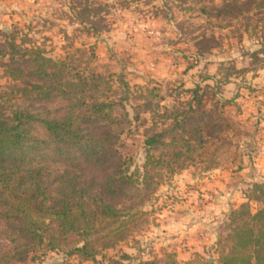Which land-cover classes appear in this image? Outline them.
I'll return each instance as SVG.
<instances>
[{
  "label": "trees",
  "instance_id": "16d2710c",
  "mask_svg": "<svg viewBox=\"0 0 264 264\" xmlns=\"http://www.w3.org/2000/svg\"><path fill=\"white\" fill-rule=\"evenodd\" d=\"M70 3L87 34L98 32L97 16L104 8H93L87 0ZM164 7L165 16L174 18L173 9ZM207 9L200 12L209 14ZM45 54L20 28L10 34L0 28V78L8 83L0 91V235L8 243L0 244L3 262L26 261L38 251L96 262L125 239L138 207L134 197L141 187L151 188L155 173L207 172L238 159L237 127L225 110L230 102L215 98L217 93L210 98L212 86L204 84L217 83L215 78L202 76L193 88L182 82L139 88L143 102L133 120L143 128L145 158L137 165L122 152L126 141L121 138L133 122L128 114L119 120L115 112L130 100L129 84L120 79L127 96L118 105L110 96L101 100L95 93L98 73L73 72L67 60ZM52 102L61 107H35ZM245 198L222 223L217 256L198 255L183 264H264V184H252ZM252 202L259 207L253 209ZM107 264L180 263L172 254L151 260L122 254Z\"/></svg>",
  "mask_w": 264,
  "mask_h": 264
},
{
  "label": "rangeland",
  "instance_id": "374dc122",
  "mask_svg": "<svg viewBox=\"0 0 264 264\" xmlns=\"http://www.w3.org/2000/svg\"><path fill=\"white\" fill-rule=\"evenodd\" d=\"M70 1L0 0V28L7 34L14 27L20 28L46 56L67 60L73 72H85L86 76L94 70L101 76L95 92L101 100L110 96L108 100L118 105L127 96L119 81H126L132 95L128 102L123 100L124 107L116 106L115 112L119 120L128 114L133 122L121 138L126 141L122 152L137 165L145 158L143 128L138 129V121L133 120L136 106L143 102L138 98L139 88L168 82H182L192 88L202 76L215 78L218 84L212 80L204 84L212 86L210 98L217 93L215 98L230 102L225 110L237 127L238 159L215 169L218 187L212 192L214 197L229 199L243 195L244 201H234L238 206L229 207L227 199L223 205V198L218 201L213 197L217 208L204 207L206 192L200 186L211 179V171L188 168L174 175L162 171L153 175L149 193L141 187L139 197H134L138 207L125 239L103 251L96 262H82L62 251H38L30 252L22 262L12 260L10 253V261L5 263L0 251V264H107L122 254L135 260L172 254L180 264L198 255L216 257L217 236L224 231L222 223L232 209L247 202L245 195L252 186L239 187L247 181L238 172L253 163L264 166V0H87L93 8H104L97 16L101 18L96 23L100 29L93 35L75 19ZM235 2L243 6L242 10H234ZM165 3L175 12L174 18L165 16ZM203 6L209 14L200 12ZM219 12L223 14L218 16ZM202 36L206 37L201 41ZM257 52L259 55L252 56ZM7 84L0 78V91ZM54 104L35 107H61ZM141 116L148 118L149 114ZM126 125L123 121L122 128ZM226 183L231 186L226 187ZM145 195L147 199L140 201ZM252 207L259 206L252 202ZM0 244H8L1 235Z\"/></svg>",
  "mask_w": 264,
  "mask_h": 264
},
{
  "label": "crops",
  "instance_id": "0c3cea01",
  "mask_svg": "<svg viewBox=\"0 0 264 264\" xmlns=\"http://www.w3.org/2000/svg\"><path fill=\"white\" fill-rule=\"evenodd\" d=\"M193 87H194V85H193ZM216 172H217L216 170L209 172L211 179L210 180L209 179H206V183H203L200 186L201 187V191H203V192L205 191L206 192L205 195H203V197H202L203 203L205 202L203 206L204 207H210L211 209L212 208H217L216 206H214L215 203L212 201V199L214 197L212 191H214V192L217 191L216 190V187H218V185H217L218 182L215 181V178L217 176L216 175ZM238 174L239 175H243L244 178H245V181H247L246 184L239 183L238 184L239 187L251 186L253 183H263L264 184V166H260L257 163H253L252 165H250V167L248 169L246 167L245 168H242L240 170V172H238ZM241 181H242V178L240 179V182ZM240 185H242V186H240ZM225 186L226 187L227 186L229 187L231 185H228L226 183ZM234 189L235 188H231V190H234ZM226 193H227V191H226ZM219 197L220 196L217 195L214 198H215V200H218V201L223 198L222 201L224 203H222V204L223 205L224 204H227V201H228V204L227 205L229 207H237L238 206L237 204L235 205V202L234 201H238V203H242L244 201V196L243 195L237 196V198L234 197L232 199L231 198L229 199V198H226V197H222V196L220 198ZM226 199H227V201H226Z\"/></svg>",
  "mask_w": 264,
  "mask_h": 264
},
{
  "label": "water",
  "instance_id": "95a60500",
  "mask_svg": "<svg viewBox=\"0 0 264 264\" xmlns=\"http://www.w3.org/2000/svg\"><path fill=\"white\" fill-rule=\"evenodd\" d=\"M210 262H212V259H210Z\"/></svg>",
  "mask_w": 264,
  "mask_h": 264
}]
</instances>
